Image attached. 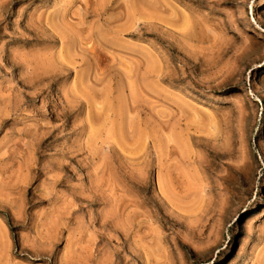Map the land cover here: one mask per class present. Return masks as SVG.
Masks as SVG:
<instances>
[{"label": "rangeland", "instance_id": "374dc122", "mask_svg": "<svg viewBox=\"0 0 264 264\" xmlns=\"http://www.w3.org/2000/svg\"><path fill=\"white\" fill-rule=\"evenodd\" d=\"M0 264H264V0H0Z\"/></svg>", "mask_w": 264, "mask_h": 264}]
</instances>
